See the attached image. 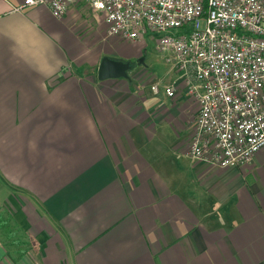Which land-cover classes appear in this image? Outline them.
<instances>
[{
  "label": "crops",
  "instance_id": "obj_1",
  "mask_svg": "<svg viewBox=\"0 0 264 264\" xmlns=\"http://www.w3.org/2000/svg\"><path fill=\"white\" fill-rule=\"evenodd\" d=\"M20 3L0 0V264H264V147L233 167L190 158L197 104L170 52L159 79L129 64L99 80L105 55L143 63L150 34L107 37L84 0L61 18ZM88 26L112 48L75 55Z\"/></svg>",
  "mask_w": 264,
  "mask_h": 264
},
{
  "label": "built area",
  "instance_id": "obj_2",
  "mask_svg": "<svg viewBox=\"0 0 264 264\" xmlns=\"http://www.w3.org/2000/svg\"><path fill=\"white\" fill-rule=\"evenodd\" d=\"M70 1L21 0L16 10L41 5L61 18ZM84 1L103 14L107 37L154 33L157 49L170 52L197 104L187 156L233 167L264 147V0ZM149 88L157 92V82Z\"/></svg>",
  "mask_w": 264,
  "mask_h": 264
},
{
  "label": "rangeland",
  "instance_id": "obj_3",
  "mask_svg": "<svg viewBox=\"0 0 264 264\" xmlns=\"http://www.w3.org/2000/svg\"><path fill=\"white\" fill-rule=\"evenodd\" d=\"M90 31L91 30H90L89 26L85 30H82V32H75L74 31L75 36L78 37L77 40L75 41V43L78 44L74 47V50L76 52L75 55L78 53L85 52L86 48H87V44H88L89 48L92 49V51H95V48H96L95 45L96 44L100 45L102 43L103 46L104 45L106 46V44L104 43L107 41L106 37L101 38L99 40L95 38L93 40L90 35H87ZM149 34L150 35H146L142 39V42L139 44L140 48L138 49V51L142 52V57L144 58L143 63H141L142 58H140V56H138L136 54L133 56L130 55L129 57L123 56L124 58L123 57H117L118 60H123V61L127 60L130 64V66H132V68H133V69H131V71H133V72L137 71V76L141 77V79L137 80V82L143 81L144 79H147V81L151 80L153 78L159 79V75H160L159 71H161V72L164 71V69H165L164 65L165 66L168 65L164 60V57L166 56L165 53L160 52L156 47V34H154V33H149ZM86 38L88 39V42H87ZM106 43H108L110 46V43L108 41ZM136 43L133 42V44H136ZM133 44H129V43L125 42V45L122 46L123 51L129 50L130 49L129 45H133ZM108 48L110 49V48H112V46H110ZM138 64H140V66H138ZM93 68L94 67H92L91 69L88 68L87 71L90 70L91 72H93L94 71ZM134 68H135V70H134ZM81 69L84 71L86 70V68H81ZM0 194H2V192H0Z\"/></svg>",
  "mask_w": 264,
  "mask_h": 264
},
{
  "label": "water",
  "instance_id": "obj_4",
  "mask_svg": "<svg viewBox=\"0 0 264 264\" xmlns=\"http://www.w3.org/2000/svg\"><path fill=\"white\" fill-rule=\"evenodd\" d=\"M128 68L129 64L127 61L103 56L98 63L96 77L99 80L106 78H125L127 76L126 71Z\"/></svg>",
  "mask_w": 264,
  "mask_h": 264
},
{
  "label": "flooded vegetation",
  "instance_id": "obj_5",
  "mask_svg": "<svg viewBox=\"0 0 264 264\" xmlns=\"http://www.w3.org/2000/svg\"><path fill=\"white\" fill-rule=\"evenodd\" d=\"M128 64H129V62H128Z\"/></svg>",
  "mask_w": 264,
  "mask_h": 264
}]
</instances>
